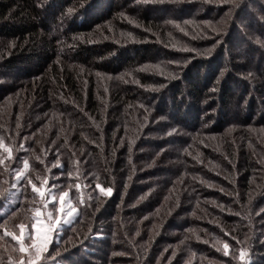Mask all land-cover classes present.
<instances>
[{
  "label": "trees",
  "instance_id": "1",
  "mask_svg": "<svg viewBox=\"0 0 264 264\" xmlns=\"http://www.w3.org/2000/svg\"><path fill=\"white\" fill-rule=\"evenodd\" d=\"M238 1L0 0V136L33 171L59 149L64 168L51 175L78 183V172L93 196L81 188L82 222L52 247L61 261L238 264L243 248L264 264V4L260 20L258 0ZM247 10L254 21L240 18ZM113 30L146 41L121 46ZM96 72L112 78L100 93ZM98 121L102 142L86 143L77 132ZM10 176L0 168V192ZM20 201L0 197V222L30 206Z\"/></svg>",
  "mask_w": 264,
  "mask_h": 264
},
{
  "label": "snow or ice",
  "instance_id": "2",
  "mask_svg": "<svg viewBox=\"0 0 264 264\" xmlns=\"http://www.w3.org/2000/svg\"><path fill=\"white\" fill-rule=\"evenodd\" d=\"M73 9L69 8L68 13L71 14ZM187 23V22H186ZM179 27V25H177ZM149 66H146L141 71L148 70ZM97 75H100L97 73ZM127 82V81H125ZM63 131V129H61ZM231 131V129L229 130ZM172 133L170 132L169 135ZM53 143H55L53 141ZM67 143V141H65ZM21 148L24 146L21 145ZM27 151V149H25ZM42 151H44L42 149ZM59 149H57V159L51 168L47 171L50 173L52 168H60L63 170L64 165L60 163L59 160ZM13 156V150L11 147L5 145L3 136H0V168H3L5 173H9L12 176V182L10 189H5L4 192H0V197L9 200L11 203L15 204L20 201V197L29 202V212L30 223H25L23 221L18 222L13 225L12 231L7 227L8 219H4L0 222V240H5V238L11 239L15 242L12 246V252L19 253L18 260L14 261L11 254L8 255L7 261L3 256H0V264H54L57 261L60 253L57 249H52L50 247L54 240L57 244L62 241L59 240V236L68 231L75 232V223L82 222L78 218L82 216L81 208L86 204L84 193L81 190L82 186L80 183H75L74 185L69 183L68 189L65 190L64 186L54 181L59 179V176H54L51 180L48 177L41 178L39 174L33 177L30 175L31 165L27 158H21L18 162V166L12 167V162L15 161ZM40 160L39 157H36ZM40 163H44L40 160ZM79 163V161H77ZM63 175L61 171L60 176ZM68 178L71 180L72 173H68ZM97 181L99 177L95 178ZM34 181H39L37 184ZM3 183L7 184L8 180H4ZM30 187L31 195H24ZM84 189L90 187L88 183L83 186ZM75 189L76 195H72V189ZM95 189H99V193L104 196H110L112 194V188L109 187L105 189L99 182L96 183ZM92 189V191H95ZM14 190V191H13ZM8 193V196H5ZM93 199L91 193L88 195L87 200ZM143 199V197H141ZM90 206V205H89ZM264 211V209H261ZM12 216L16 213L12 212ZM239 215V213H237ZM18 230V232L16 231ZM189 231H194L189 229ZM139 235V233H137ZM72 239V236H68L64 243H67ZM199 239V237H197ZM207 243V241H205ZM219 243V241H218ZM237 243H240L237 241ZM229 244L223 243V255L228 257ZM217 248V251H220ZM7 251V249H5ZM167 251V250H165ZM114 255H123V253H114ZM173 256L176 255L175 252L172 253ZM247 255L245 249L241 248L239 250V259L243 261ZM235 258V256H233Z\"/></svg>",
  "mask_w": 264,
  "mask_h": 264
},
{
  "label": "rangeland",
  "instance_id": "3",
  "mask_svg": "<svg viewBox=\"0 0 264 264\" xmlns=\"http://www.w3.org/2000/svg\"><path fill=\"white\" fill-rule=\"evenodd\" d=\"M181 0H137V2L138 3H141L142 5H148V4H151V2H160V3H164L163 5H166V4H170V3H172V2H174V3H176V4H178V3H180L181 4V2H188V0H186V1H181ZM192 1H195V0H192ZM202 1H204V2H210V0H202ZM212 2H214V0H211ZM226 1H230V0H226ZM238 1V0H237ZM167 2V3H166ZM239 2V1H238ZM258 2L259 3H256L254 6H255V9H254V11L259 15V19L260 20H263V15L261 14V12H260V8L262 7V5L264 4V0H258ZM134 3H136V2H134ZM189 3H191V2H189ZM215 3V2H214ZM248 11L249 10H247V11H244V12H242V14H241V16H240V18H242V19H244L245 21H254L255 19L254 18H252V16L248 13ZM131 13H133V12H135V11H130ZM125 12H123V14H124ZM126 14H127V12H126ZM198 20H201V19H195V21H193L192 23H191V25H190V28H195L197 25H202L203 26V21L202 22H200V21H198ZM131 22V23H130ZM130 22H127L128 23V25L132 28V29H135V30H141V28H144V29H146L147 30V28H146V26H143V24L141 23V22H135V21H130ZM254 29H262V28H260V23H256L255 22V24H254ZM148 30H149V28H148ZM254 32H255V30H254ZM164 34L163 32H160V30L159 31H157L156 30V34ZM113 37L111 36L110 37V39H112L113 41H112V43L114 42V41H116V39L119 41V43H117L118 45H121V46H124V43H129V42H137L138 43V41H146V39L144 40V38H137L136 36H134V35H130V34H127L128 35V37L125 35V34H117V32L116 33H114V30H113ZM144 35V34H143ZM165 35V34H164ZM257 35V37H259V34H256ZM126 38H128L126 41H124ZM161 40L162 41H165V38H161ZM177 40V39H176ZM148 41V40H147ZM159 42H161V41H158L157 40V42L156 43H159ZM262 43V44H261ZM237 44H238V42H237ZM260 46H262L263 48H264V43L263 42H260ZM191 51V50H190ZM178 55H181L180 53H177V56L175 55V57H177V60L181 63V61H180V59H182V57L181 56H179L178 57ZM180 58V59H179ZM263 63H264V61H263ZM262 63V64H263ZM143 67H146V66H143ZM143 67H141V68H143ZM97 73H99L100 75H97ZM125 76H126V74H125ZM125 76H124V78H125ZM111 77H108V76H106L105 74H103V73H100V72H96L95 73V89L97 90V92L99 91V93L101 92V91H103V90H105L108 86H109V84H110V82H111ZM175 116V115H174ZM105 118H106V115L105 114H103V116H102V119L101 120H105ZM94 123V124H93ZM101 124L102 126H104V127H106L105 126V123H102L101 121H98V123L97 122H92L91 124H90V126L88 127V130H86V129H84L83 131H81L80 133L79 132H77V134L79 135V137L80 138H84V140L86 141V143H88V141H89V137L91 136H93V135H95L96 137H98V140L100 141V142H102V140H103V138H104V136H105V133L104 132H102V131H100V129H99V127L98 126H96L97 124ZM106 131V130H105ZM65 131H64V129H63V131H61V129H60V132L59 133H64ZM97 132V133H96ZM108 134H106V136H107ZM99 137H101V138H99ZM109 143V140H107V144ZM113 143H114V139H113ZM5 145L6 146H8L6 143H5ZM107 146H109V144L107 145ZM20 150H24V148H21ZM13 156L16 158L15 159V161L14 162H12V164H14V167H16V166H18V162H19V157L20 156H18V155H16V152H13ZM217 157H221V156H219V155H217ZM42 160L44 161V158L42 157ZM45 162V161H44ZM50 166V167H49ZM49 166H47V165H45V166H42V167H40L39 168V170L38 171H33V169L31 168L30 169V175H32L33 177H35V175H37V174H39L40 176H41V178H44V177H48L50 180H51V178L53 177V175H51V172L49 173L48 171H47V169L48 168H51V166L52 165H49ZM52 171V170H51ZM56 176H59L60 178L59 179H57V180H55L54 182L55 183H58V184H61V185H63L64 186V189L65 190H67L68 189V185H69V183H71V184H75L74 182H73V180H71L70 182L67 180V177L64 175V176H60V175H56ZM76 177L77 178V182L78 183H80L81 184V186H82V190L84 189V185H85V183H87V182H85V179L78 173V172H74L73 173V175H72V177ZM61 179H65V182H61ZM11 182H12V176H10V184L9 183H7L6 185V189H10V185H11ZM34 182H36L37 184H39V181H34ZM208 189H206V190H204L203 192H207V193H209V192H216L217 190H220V191H224V192H227L224 188H222L221 186H213V185H208ZM29 189H30V187H29ZM74 189V188H73ZM73 189H72V192H73ZM105 189H107V188H105ZM85 190V196L86 197H88V195L90 194V187L89 188H87V189H84ZM0 191H1V188H0ZM3 192H4V190H2ZM14 191V190H13ZM31 191V190H30ZM71 192V194L72 195H76V194H73ZM227 195L229 196V192L227 193ZM183 200V199H182ZM29 203V202H28ZM5 207H8V206H5ZM30 207V206H29ZM29 207L27 206V208H26V210L25 211H19V212H16V215H15V217H12V219H13V221L12 222H10L8 225H7V227H8V229L10 230V231H12V230H14L13 229V226L11 225L12 223H14V224H16L17 222H19V221H21V220H23V222H25V223H30V216H31V213L29 212ZM0 213H2V209L0 210ZM19 214H21V216L19 215ZM17 232H18V230H16ZM65 233H66V231L64 232V233H62L60 236H59V240L61 241L62 240V238L64 237V235H65ZM94 236H95V238L96 237H98V238H100L101 237V234L100 233H95L94 234ZM100 236V237H99ZM73 238V237H72ZM74 239V238H73ZM70 240V242H75L74 240ZM15 243V242H14ZM95 244H96V241H95ZM14 244L13 243H11V242H7L6 240L5 241H1L0 242V256H3L4 257V259H5V262L7 261V257H8V255L9 254H11L12 256H13V260L14 261H16V260H18V256H19V253H15V252H12V246H13ZM53 245L54 246H57L58 244L56 243V241L54 240V242H53V244L51 245V247H50V251L52 250V247H53ZM96 247H98L97 246V244H96ZM5 249H7V251H5ZM81 249V248H80ZM88 249V251H93V248H90L89 249V247L87 248ZM80 251H82V249L80 250ZM84 251H86V249L84 248ZM94 251H95V249H94ZM97 251H95L94 252V254L96 253ZM60 255H62V254H60ZM59 255V256H60ZM97 255H99V254H96V256ZM247 257V256H246ZM246 257H245V259L243 260V261H241L240 259H239V257L237 258V263L238 264H249L250 262L249 261H246ZM63 259V258H62ZM65 259H66V257L64 256V261H61L59 258L57 259V261H55L54 262V264H66V262H65Z\"/></svg>",
  "mask_w": 264,
  "mask_h": 264
}]
</instances>
